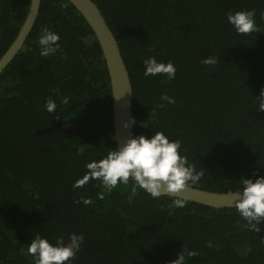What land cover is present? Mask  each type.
<instances>
[{
	"label": "trees",
	"instance_id": "1",
	"mask_svg": "<svg viewBox=\"0 0 264 264\" xmlns=\"http://www.w3.org/2000/svg\"><path fill=\"white\" fill-rule=\"evenodd\" d=\"M114 32L133 84L134 135L166 132L202 172L193 186L241 189L264 176V0H94ZM31 0H0V58L17 37ZM254 9L258 32L238 34L226 14ZM60 48L41 57V29ZM69 0H42L23 48L0 74V264H35L36 236L84 241L71 264H264V221L250 229L235 207L173 196L153 198L134 183L108 191L100 180L72 187L86 162L117 149L110 77L101 46ZM171 60L175 78L143 75V60ZM215 57L217 63L201 60ZM167 93L174 104L160 100ZM257 96V97H256ZM68 102L64 103V98ZM56 103L53 113L45 102ZM164 103L165 107L157 105ZM58 117V118H57ZM102 193L103 198L97 194ZM89 198L91 203H77Z\"/></svg>",
	"mask_w": 264,
	"mask_h": 264
},
{
	"label": "clouds",
	"instance_id": "2",
	"mask_svg": "<svg viewBox=\"0 0 264 264\" xmlns=\"http://www.w3.org/2000/svg\"><path fill=\"white\" fill-rule=\"evenodd\" d=\"M226 19L238 34L259 31L255 23L254 9L229 11ZM41 32L38 39L39 55L46 57L54 54L60 48L59 34L47 27H43ZM201 63L214 65L217 59L206 57L201 60ZM143 64L145 77L162 75L168 80L175 78L176 67L171 60L157 61L154 56H149L143 60ZM257 99L259 110H264V89L261 90ZM160 100L167 104L176 102L167 93H163ZM63 102L67 103L68 98L65 97ZM157 107L163 108L165 104L159 103ZM55 108V101L48 98L45 102V110L53 113ZM130 123L135 124V118H130V122H125L124 127H129ZM180 149L181 141L172 139L163 131L156 130L152 135L130 136L119 148L112 149L103 158L86 162L85 167L88 171L82 177L77 178L72 187L82 188L91 179L100 180L103 186L111 191L118 183L127 185L131 179L134 182L131 188L133 196L136 195L138 188L143 189L153 198L173 194L175 198L172 200V205L182 208L187 203V198L183 193L190 184L199 181L202 172L197 171L188 162L187 157L179 151ZM240 180L241 189L235 200V208L250 229L259 233L261 221H264V176H256L255 179L242 176ZM97 196L103 198L102 193H98ZM80 202L88 205L91 200L82 198L77 201V203ZM83 241L84 235L77 233H71L67 241L63 236H58L54 242L36 235L28 244L27 253L33 257L35 264H71L76 253L80 251ZM197 254L195 250L184 248L170 264H185L186 258Z\"/></svg>",
	"mask_w": 264,
	"mask_h": 264
},
{
	"label": "water",
	"instance_id": "3",
	"mask_svg": "<svg viewBox=\"0 0 264 264\" xmlns=\"http://www.w3.org/2000/svg\"><path fill=\"white\" fill-rule=\"evenodd\" d=\"M86 19L92 28L98 44L101 46L107 64L113 101V126L117 148L134 135V125L148 126V121L135 118L133 112V84L130 72L121 52L118 40L108 25V22L94 0H69ZM42 0H31L24 23L15 40L0 58V74L23 48V44L35 26L40 12ZM135 118V124L125 128L124 123ZM238 191H210L201 187L189 185L183 193L187 200L198 202L215 208L235 207ZM173 196V194H166Z\"/></svg>",
	"mask_w": 264,
	"mask_h": 264
}]
</instances>
